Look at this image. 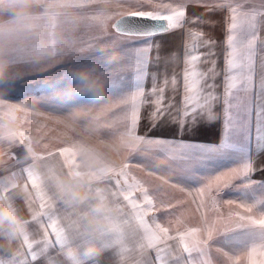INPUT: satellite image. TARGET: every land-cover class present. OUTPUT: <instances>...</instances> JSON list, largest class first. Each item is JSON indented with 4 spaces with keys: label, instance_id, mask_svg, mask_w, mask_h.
I'll use <instances>...</instances> for the list:
<instances>
[{
    "label": "crops",
    "instance_id": "obj_1",
    "mask_svg": "<svg viewBox=\"0 0 264 264\" xmlns=\"http://www.w3.org/2000/svg\"><path fill=\"white\" fill-rule=\"evenodd\" d=\"M184 1L183 8L187 6L188 14L180 28L152 37H136L137 40L132 42V66L137 63L138 76L133 78L130 86L132 95L123 93L120 96L122 106L117 108V120L119 128H125L129 138L138 143L152 148L157 143L167 144L193 152L196 161L204 162L209 169L196 167L189 181H181L178 173L155 166L157 170L152 175V169L142 171L143 176L148 177L144 185L140 181L141 175L135 171L127 181L111 172L76 169L59 150L35 157L24 152L14 155L9 160L14 167L0 168V184L9 181V184L0 187V195L14 202L26 225L22 235L13 236L5 232L0 236V264H131L135 253L129 250L137 248L142 237L133 220L128 199L123 195L129 185L138 186L137 192L150 191L165 205L171 204L175 208V220L179 221L171 225L182 226L202 225L203 212L211 221L216 220L211 202L207 208L197 210L193 200L200 199L197 189L221 173L242 170L249 164L254 166L252 174L236 179L219 192L218 198L222 201L241 203L245 196L239 190L247 187L264 190V131H256L258 112L264 105V87H261V81H264V40L257 44L253 86L245 89L241 79L233 90L230 130H226L222 115L214 118L201 112L180 122L176 118L181 107L183 89H179V86L183 80H187L190 86L188 95H192L199 84L196 79L198 73L205 71L207 79L204 84L214 85V91L223 98L227 51L225 25L229 16L228 6L195 7L201 3L212 4L216 0ZM226 4L241 5L250 11L264 10V0H226ZM183 8L180 15H183ZM194 18L199 22L192 23ZM257 25L256 31L264 37V15L258 16ZM193 31H202L215 43L200 47L197 42L196 49H193L190 36ZM235 35L238 39L248 40L252 33L247 27L243 28L241 22ZM201 54L202 61L197 59L193 64V55ZM212 61L215 70L210 67ZM75 73L77 77V70ZM165 86L169 88L165 107L168 114L158 122L150 121L152 106L149 101L153 89L162 90ZM172 88L178 90L173 92ZM128 97H131L130 104L126 102ZM223 108V103H217L216 113H221ZM88 109L84 110V122L95 120ZM166 129H175V133L169 134ZM131 144L136 145L135 142ZM146 153V156L157 158L163 155L151 153L150 150ZM140 155L146 157L145 153ZM171 177H177L175 185L171 183ZM250 200L242 204L253 209L252 215L264 210L253 198ZM228 211L226 205L220 208L221 213ZM232 211L241 210L233 208ZM170 215L167 211H160L155 219L169 225L168 221L173 219ZM262 228L253 225L250 229H241L240 226L233 231L220 230L208 240L204 253L192 258L184 254L177 244L173 264H189L191 259H195L197 264L205 260L207 264H231L237 256L240 264L264 260ZM91 246H96L97 250L90 254L87 249Z\"/></svg>",
    "mask_w": 264,
    "mask_h": 264
},
{
    "label": "rangeland",
    "instance_id": "obj_2",
    "mask_svg": "<svg viewBox=\"0 0 264 264\" xmlns=\"http://www.w3.org/2000/svg\"><path fill=\"white\" fill-rule=\"evenodd\" d=\"M7 3L0 0V9ZM184 4V0H39L36 26L21 25L0 36V59L9 65L7 76L0 80V168L14 167L9 160L21 152L35 157L59 150L76 169L111 172L126 180L135 171L144 185L148 177L142 171L148 169L152 175L157 167H165L178 173L181 181H189L196 167L209 169L196 161L193 152L167 144L152 148L138 143L125 128H119L117 120L120 96L131 93L138 66H132L131 57L136 37L117 34L114 21L128 14L180 15ZM14 15L8 10L3 18L10 20ZM84 69L103 86L95 95L76 79L75 70L79 74ZM127 101L130 104L131 97ZM87 108L95 120L83 121ZM148 150L167 158L146 156ZM176 178L171 177L174 185ZM5 184L9 181L0 187ZM258 190H239L245 196L241 203L253 198L264 209V190ZM255 213L257 219L264 217V210ZM200 226L171 225L173 230Z\"/></svg>",
    "mask_w": 264,
    "mask_h": 264
},
{
    "label": "snow or ice",
    "instance_id": "obj_3",
    "mask_svg": "<svg viewBox=\"0 0 264 264\" xmlns=\"http://www.w3.org/2000/svg\"><path fill=\"white\" fill-rule=\"evenodd\" d=\"M229 7V16L226 18L224 43L227 48L225 53V91L223 98L214 91V85H205L207 79L205 71L198 73L196 79L199 80L197 88L192 95H188L189 84L187 80H183L179 89H183L181 107L178 110L179 115L176 118L180 122H184L190 116H195L203 112L205 115H211L214 118H220L222 115L225 121L226 130H230L233 121V90L237 87V82L242 79V85L245 89L251 88L254 83V70L257 64L258 49L257 44L264 40V37L256 31L257 18L264 15V10L260 12L250 11L247 8L237 4H226V0H216L212 4H197L195 7ZM188 8H183V15L175 13H160L159 16H146L144 20L152 21L151 25H137L131 19L121 21V24L129 23L131 30L129 34H139L148 37L155 36L165 31H172L180 28L187 20ZM170 15L173 18H169ZM199 19H193L192 23H198ZM243 22V28L247 27L252 33L248 40L238 39L235 33ZM117 27H120L118 25ZM193 40V49H196L197 42L200 47L210 46L215 43L210 38H207L202 31H193L190 33ZM203 54L193 55V64L197 59L202 61ZM149 62L151 59V49L148 50ZM210 67L215 70L213 61ZM240 74L237 75L236 73ZM202 77V79H201ZM167 84V82H166ZM261 87H264V81H261ZM173 92L177 88L171 89ZM169 88L165 86L162 90L153 89L152 99L149 103L152 106V111L149 113V119L153 122L162 120L168 112L165 110L167 101V92ZM175 100V96L172 97ZM217 103H223L224 108L221 113H216L215 107ZM259 120L256 131H264V105H261V110L258 112ZM182 118V119H181ZM139 121L137 120L136 123ZM169 134H174L175 129H166ZM254 171V166L249 164L242 170H229L221 173L204 186L196 190L199 200H193L197 205V210L207 208L209 202L216 213V220L213 222L208 218L206 212L201 213L202 225L200 227H192L186 230L181 228L172 229V223H179L175 220L174 207L171 204L165 205L163 200L147 190L136 191L138 186L129 185L123 195L127 197L128 203L132 209V217L136 223V228L141 234V243L135 249H130L134 252L131 264H173L176 257L175 245L178 244L180 250L188 257H195L197 254H203L210 240L215 233L220 230L228 231L234 227H239L245 223L264 227V217L257 219L252 215L253 209L242 203L228 200L222 201L218 198V194L223 188L230 186L236 179L242 176H248ZM205 197L207 199H205ZM227 206L229 211L224 214L220 212V208ZM233 208L241 211H232ZM160 211H167L173 219L168 221L169 226H165L155 219ZM254 252V249H253ZM189 264H197L195 259H191ZM201 264H207V261H201ZM231 264H240L239 256L235 257ZM253 264H264V260L259 262L253 261Z\"/></svg>",
    "mask_w": 264,
    "mask_h": 264
},
{
    "label": "clouds",
    "instance_id": "obj_4",
    "mask_svg": "<svg viewBox=\"0 0 264 264\" xmlns=\"http://www.w3.org/2000/svg\"><path fill=\"white\" fill-rule=\"evenodd\" d=\"M39 0H8L4 9H0V36L8 34L17 27L23 25L26 27H34L39 19L35 12ZM11 10L14 12L12 19H4L5 13ZM9 65L0 59V80H3L8 74ZM92 73L88 69L82 70L76 77L83 89L92 92L94 95L102 90V85L91 79ZM104 206L103 204L101 205ZM26 220L20 214L14 202L0 195V236L5 232L15 236L23 234L25 231ZM97 250L96 246H91L87 251L91 254Z\"/></svg>",
    "mask_w": 264,
    "mask_h": 264
},
{
    "label": "water",
    "instance_id": "obj_5",
    "mask_svg": "<svg viewBox=\"0 0 264 264\" xmlns=\"http://www.w3.org/2000/svg\"><path fill=\"white\" fill-rule=\"evenodd\" d=\"M143 17H146L144 15H124L116 19L113 23V29L114 31L122 36H128V37H145V35H139V34H129V31L131 30V25L129 23L121 24V21H126L127 19H131L134 21L137 25H151L153 22L144 20ZM120 25V27H117ZM166 32V31H165ZM164 33V32H163ZM162 34V33H159ZM158 35V34H157Z\"/></svg>",
    "mask_w": 264,
    "mask_h": 264
}]
</instances>
